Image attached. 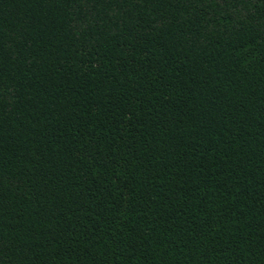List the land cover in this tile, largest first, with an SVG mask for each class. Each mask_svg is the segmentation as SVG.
<instances>
[{
	"label": "trees",
	"instance_id": "1",
	"mask_svg": "<svg viewBox=\"0 0 264 264\" xmlns=\"http://www.w3.org/2000/svg\"><path fill=\"white\" fill-rule=\"evenodd\" d=\"M0 264H264V0H0Z\"/></svg>",
	"mask_w": 264,
	"mask_h": 264
}]
</instances>
